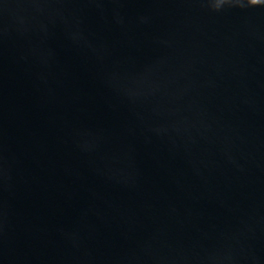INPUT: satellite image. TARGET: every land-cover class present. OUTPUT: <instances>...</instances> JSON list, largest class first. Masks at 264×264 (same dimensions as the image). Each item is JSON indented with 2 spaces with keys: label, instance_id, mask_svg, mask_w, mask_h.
<instances>
[{
  "label": "water",
  "instance_id": "1",
  "mask_svg": "<svg viewBox=\"0 0 264 264\" xmlns=\"http://www.w3.org/2000/svg\"><path fill=\"white\" fill-rule=\"evenodd\" d=\"M0 264H264V0H0Z\"/></svg>",
  "mask_w": 264,
  "mask_h": 264
}]
</instances>
